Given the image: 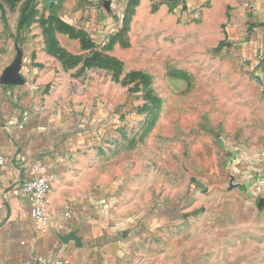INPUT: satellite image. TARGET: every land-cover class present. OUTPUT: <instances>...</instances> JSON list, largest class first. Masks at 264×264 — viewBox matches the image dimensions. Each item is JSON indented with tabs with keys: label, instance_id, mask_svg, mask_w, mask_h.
<instances>
[{
	"label": "crops",
	"instance_id": "0c3cea01",
	"mask_svg": "<svg viewBox=\"0 0 264 264\" xmlns=\"http://www.w3.org/2000/svg\"><path fill=\"white\" fill-rule=\"evenodd\" d=\"M83 1L38 4L49 9L46 18L89 30L98 43L118 22L123 26L128 6L135 22L153 9L173 22L203 10L201 29L216 28L220 51L251 70L264 56V0ZM48 34L73 54L81 48L58 28L34 27L22 43V82L0 84V264H264L263 150L237 152L229 185L194 203L181 204L169 191L152 204L126 182L108 183L95 149L109 121L102 109L73 101L82 91L67 84ZM39 176L50 185L42 228L16 192L19 182Z\"/></svg>",
	"mask_w": 264,
	"mask_h": 264
},
{
	"label": "rangeland",
	"instance_id": "374dc122",
	"mask_svg": "<svg viewBox=\"0 0 264 264\" xmlns=\"http://www.w3.org/2000/svg\"><path fill=\"white\" fill-rule=\"evenodd\" d=\"M39 1L0 0V84L18 59L27 64L22 43L34 27L77 39L73 54L48 34L67 84L82 91L73 101L109 121L95 149L108 183L126 182L152 204L169 191L194 203L229 185L237 152L264 149V82L220 51L216 28L201 29L200 8L178 22L156 9L135 22L130 12L123 34L102 48L89 30L46 18Z\"/></svg>",
	"mask_w": 264,
	"mask_h": 264
},
{
	"label": "built area",
	"instance_id": "2783aa9c",
	"mask_svg": "<svg viewBox=\"0 0 264 264\" xmlns=\"http://www.w3.org/2000/svg\"><path fill=\"white\" fill-rule=\"evenodd\" d=\"M94 2V1H92ZM91 6V5H90ZM97 8L100 10H110L111 5H97ZM124 17V15H123ZM118 24H121L119 27L111 29L105 37L100 39V47L105 48L107 47L111 39L119 33V31L122 29V23L121 21L118 22ZM253 70L260 71L264 73V56H259L254 61ZM261 158L264 161V149L261 153ZM17 187V193H21L27 201L31 205V216L33 219L34 224L36 227L42 228L45 227L49 223V214L47 211L46 206V199L47 195L50 190L49 185V179L46 176H39L30 180L21 181L18 183ZM50 264H64L63 262H56V263H50Z\"/></svg>",
	"mask_w": 264,
	"mask_h": 264
},
{
	"label": "water",
	"instance_id": "95a60500",
	"mask_svg": "<svg viewBox=\"0 0 264 264\" xmlns=\"http://www.w3.org/2000/svg\"><path fill=\"white\" fill-rule=\"evenodd\" d=\"M55 8V2L50 3V9ZM22 65V60L18 59L4 74L1 82L3 85H18L22 82L19 73Z\"/></svg>",
	"mask_w": 264,
	"mask_h": 264
},
{
	"label": "trees",
	"instance_id": "16d2710c",
	"mask_svg": "<svg viewBox=\"0 0 264 264\" xmlns=\"http://www.w3.org/2000/svg\"><path fill=\"white\" fill-rule=\"evenodd\" d=\"M131 7L130 6H128V8H127V10H126V12H125V15H124V24H123V27H122V29L119 31V33L118 34H116L111 40V42L113 43L114 41H115V39L118 37V36H120L121 34H123V32L125 31V29H126V27H127V22H129V20H130V12H132V9H130ZM109 46V45H108ZM111 46V45H110Z\"/></svg>",
	"mask_w": 264,
	"mask_h": 264
}]
</instances>
